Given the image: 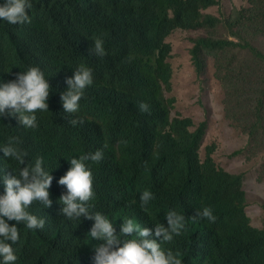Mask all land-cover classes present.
<instances>
[{
    "label": "trees",
    "instance_id": "obj_1",
    "mask_svg": "<svg viewBox=\"0 0 264 264\" xmlns=\"http://www.w3.org/2000/svg\"><path fill=\"white\" fill-rule=\"evenodd\" d=\"M30 2V23L0 19V85L38 67L50 84L48 110L35 113V128H24L11 115L0 117V147L17 138L16 146L28 154L20 165L0 149V195L5 194L4 175L18 174L41 158L53 177L52 204L33 202L27 209L44 220L42 229L7 221L19 230V240L11 245L14 264H93L94 248L103 241L89 234L94 220L61 214L59 201L67 190L58 181L70 168L69 159L97 150L103 159L86 162L94 193L88 211L106 216L118 236L123 221L131 219L152 230L147 239L158 240L155 225L167 227L166 214L175 211L185 216L184 229L172 241L158 242L182 264H264V216L262 227L253 225L244 190L247 172L231 173L220 165L216 144L208 145L203 157L207 121L173 115L177 98L166 95L175 71L169 37L178 30L203 31L191 38L193 64L201 74L214 60L226 91V118L243 128L264 156V49L251 38V29L264 31V0H248V6L222 16L208 12L220 0ZM97 39L103 41V57L90 52ZM239 51L250 53L253 61L239 62ZM81 65L91 69L93 83L72 115L64 111L60 94ZM141 103L149 112L140 110ZM73 118L83 123L73 126ZM145 190L153 199L141 208ZM205 207L215 221L193 222L196 210Z\"/></svg>",
    "mask_w": 264,
    "mask_h": 264
},
{
    "label": "clouds",
    "instance_id": "obj_2",
    "mask_svg": "<svg viewBox=\"0 0 264 264\" xmlns=\"http://www.w3.org/2000/svg\"><path fill=\"white\" fill-rule=\"evenodd\" d=\"M31 7L30 0H5L0 5V19L12 25L30 23L28 10ZM90 52L96 56H105L103 41L95 40ZM65 82L68 88L60 94V98L64 111L73 115L79 110L84 89L93 83L92 71L81 65ZM49 94L50 84L44 78L43 72L38 67H29L27 71L18 73L15 80L0 85V117L11 115L16 117L24 128H35L37 126L35 113L38 110H48ZM139 108L142 112H149L147 104L141 103ZM6 110L10 111L6 112ZM69 123L76 126L83 121L73 118ZM18 143L17 138H10L0 149L5 158L14 159L20 165H24L28 154L16 146ZM102 159L101 150L83 154L79 158H71L70 168L58 181L67 190V193L60 197L59 202L64 205L61 214L68 219H79L83 216L94 220L89 234L93 239L103 241L94 248L93 264H182L178 254H174L171 250L165 251L158 241L170 242L174 235H180L186 223L184 215L169 211L166 214L168 226L155 225L154 235L159 238L157 240L147 239L153 234L152 230L140 227L131 219L123 221L118 236L113 223L106 216L98 212L89 213L88 201L92 199L94 193L92 172L86 162L98 163ZM42 164L43 160L37 158L34 166H25L20 168L18 174L3 176L5 194L0 195L2 264H14L17 260L11 245L19 240V230L15 225L9 226L7 221L23 223L28 229H42L44 226V220L27 211L33 202H40L45 207H50L52 204L48 189L53 177L44 170ZM152 199L153 194L150 191H143L140 195L141 208ZM201 218H207L212 222L216 219L208 207L196 210V214L191 217L193 222ZM134 233L138 238H122L131 237Z\"/></svg>",
    "mask_w": 264,
    "mask_h": 264
},
{
    "label": "rangeland",
    "instance_id": "obj_3",
    "mask_svg": "<svg viewBox=\"0 0 264 264\" xmlns=\"http://www.w3.org/2000/svg\"><path fill=\"white\" fill-rule=\"evenodd\" d=\"M248 0H220V4L208 12L217 16L229 14L235 7L248 6ZM199 30H178L169 40L174 45L170 61L174 66L173 85L166 95L176 97L172 114L190 116L196 123L206 120L207 132L204 137L201 154L204 157L206 147L216 144V161L231 173L246 171L244 190L247 194L248 213L256 227L263 225L264 180H261L264 156L256 152L249 134L240 126L226 118L227 96L225 87L215 75L214 60H209L206 72L199 74L193 64L190 48L191 38L199 35ZM252 41L264 49V31L251 29ZM238 61L246 63L253 57L246 51L237 53ZM257 141H260L259 137ZM243 150L240 154L236 151Z\"/></svg>",
    "mask_w": 264,
    "mask_h": 264
}]
</instances>
